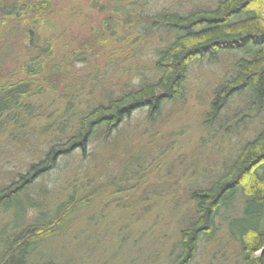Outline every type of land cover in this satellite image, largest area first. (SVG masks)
Here are the masks:
<instances>
[{
    "label": "trees",
    "instance_id": "obj_1",
    "mask_svg": "<svg viewBox=\"0 0 264 264\" xmlns=\"http://www.w3.org/2000/svg\"><path fill=\"white\" fill-rule=\"evenodd\" d=\"M53 1L0 0V37L20 33L29 42L19 73L0 82V141L5 142L7 136L13 140L28 125H36L44 115V103L59 98L66 102L59 133L53 136L44 158L0 189V212L10 215L0 231V264H58L45 258L43 248L67 234L80 209L98 201L101 190L73 192L50 210L34 196L37 179L59 158L84 151L99 129L109 133L143 108L148 109V119H156L168 103L183 97L194 63H215L224 53L243 55L235 63L234 75L215 89L205 125L216 123L227 104L242 93L249 111L261 114L264 109V0H222L215 8L184 15L161 12L155 17L136 9L132 0H114L91 41L60 57L48 39H42ZM148 22L172 41L153 50L144 44L139 29L146 34L144 24ZM11 49L0 38V50L6 52L0 60ZM148 50L151 55L142 62ZM100 57L106 66L113 64L122 72L116 86L133 87L113 96L110 88L102 87L106 85L99 71L88 70L81 76L74 73L76 64ZM132 74L137 80H131ZM86 86H91L87 92ZM93 86L100 93L95 104L90 100ZM110 187H105V194ZM118 193L123 190L112 192ZM190 200L192 215L180 230L179 253L170 264H191L200 242L217 233L221 218L239 247L238 264H264V124L239 148L226 172L209 187L192 191ZM238 203L241 208L237 211Z\"/></svg>",
    "mask_w": 264,
    "mask_h": 264
},
{
    "label": "rangeland",
    "instance_id": "obj_2",
    "mask_svg": "<svg viewBox=\"0 0 264 264\" xmlns=\"http://www.w3.org/2000/svg\"><path fill=\"white\" fill-rule=\"evenodd\" d=\"M219 1L132 0L136 9L152 17L161 12L184 15L215 8ZM113 5L114 0H55L46 15L42 39H48L59 57L75 51L91 41ZM144 25L148 30L143 34L139 29L141 40L151 49L172 41L157 25ZM0 38L12 48L0 60L2 82L19 73L29 42L20 33H4ZM152 50L146 51L142 62L148 60ZM5 54L0 50V57ZM241 57L224 53L215 63H194L183 97L168 103L156 119H148V109L143 108L109 133L99 129L84 151L59 158L47 174L37 179L34 196L50 210L73 192L101 190L98 201L81 207L67 234L45 245L46 259L58 264H170L179 253L176 244L180 230L192 215L190 193L209 187L225 173L239 148L264 124V109L261 114L249 111L242 93L227 104L216 123L205 125L215 89L234 75L235 63ZM115 68L113 64L106 66L100 57L76 64L74 73L81 76L88 70L99 71L106 85L102 87L117 96L133 86H116L122 72ZM131 80H137L134 74ZM93 88L90 100L95 104L100 93L97 86ZM89 89L91 86H86L85 91ZM43 106L44 115L36 125H28L25 133L13 140L7 136L5 142L0 141V189L39 163L55 140L53 136L59 133L66 102L59 98ZM105 187H110L108 194ZM121 190L120 195L112 194ZM236 208H241L240 203ZM9 219L10 215L0 212V231ZM217 224V233L200 242L191 264H238L239 247L228 235L227 221L221 218Z\"/></svg>",
    "mask_w": 264,
    "mask_h": 264
}]
</instances>
